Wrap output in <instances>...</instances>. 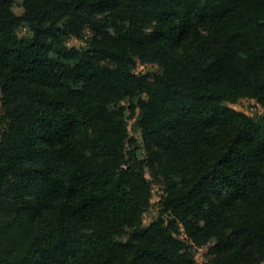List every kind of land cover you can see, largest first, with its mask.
Returning a JSON list of instances; mask_svg holds the SVG:
<instances>
[{
  "label": "trees",
  "instance_id": "obj_1",
  "mask_svg": "<svg viewBox=\"0 0 264 264\" xmlns=\"http://www.w3.org/2000/svg\"><path fill=\"white\" fill-rule=\"evenodd\" d=\"M17 1L0 0V264H197L204 246L263 264L264 113L224 103L264 107V0ZM147 172L167 192L151 225Z\"/></svg>",
  "mask_w": 264,
  "mask_h": 264
},
{
  "label": "rangeland",
  "instance_id": "obj_2",
  "mask_svg": "<svg viewBox=\"0 0 264 264\" xmlns=\"http://www.w3.org/2000/svg\"><path fill=\"white\" fill-rule=\"evenodd\" d=\"M14 10L21 14L23 12V8L21 6V0H18L14 6ZM152 30V27L149 26L147 31L150 32ZM22 35L32 38L33 32L32 30L24 25L21 28ZM91 35L90 29L87 27L84 30V36L82 38H78L73 36L69 40V45L82 48L86 46L85 40L87 37ZM134 70L137 73H143V74H153V73H159L161 72V68L154 63H140L137 62L134 66ZM144 97H146L144 95ZM132 102L130 100H123L120 102L119 105L128 107ZM226 106L232 107L236 110L242 111L247 113L249 116L258 119L261 115L264 113V107L258 102L256 98L251 97H244L241 98L237 103L232 104L229 102L224 103ZM3 113V107H2V99H1V91H0V117ZM127 121H128V129L130 132V135L133 137L139 139L140 145H142V137H141V127L138 122V116H139V109L136 110V113L132 114L130 111H126ZM1 126V125H0ZM138 154L141 158L145 156L144 149L138 148ZM147 178L151 181V187H152V197L150 200L149 205L145 209V212L143 214V223L145 225H151L154 221H156L160 215L163 213V200L165 199L166 192V185L163 182L162 177H154L151 175L150 172H147ZM179 237L185 242V244L189 247H191L192 242L191 240L186 236L184 233L183 227L180 229ZM209 246L204 247H194L193 251L195 254V261L197 264H207V251L209 250ZM264 264V263H263Z\"/></svg>",
  "mask_w": 264,
  "mask_h": 264
}]
</instances>
